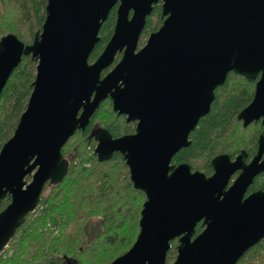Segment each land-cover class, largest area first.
<instances>
[{"label": "water", "instance_id": "1", "mask_svg": "<svg viewBox=\"0 0 264 264\" xmlns=\"http://www.w3.org/2000/svg\"><path fill=\"white\" fill-rule=\"evenodd\" d=\"M161 2L164 24L139 49L147 18ZM116 6L113 36L90 63ZM24 57L37 63V73L27 109L0 152V206L11 198L0 212V252L38 210L47 184L64 180L70 161L63 148L107 99L137 129L120 138L95 131L94 154L100 162L121 154L134 188L146 195L135 244L111 264H167L175 240L173 264H237L264 239V193L245 199L264 171L263 139L250 165L222 156L212 177L188 164L171 166L192 145L191 134L232 72L250 82L260 78L238 120L245 128L264 125V0H47L32 44L14 34L0 40V98ZM237 170L242 174L226 192ZM201 222L204 231L195 237Z\"/></svg>", "mask_w": 264, "mask_h": 264}, {"label": "trees", "instance_id": "2", "mask_svg": "<svg viewBox=\"0 0 264 264\" xmlns=\"http://www.w3.org/2000/svg\"><path fill=\"white\" fill-rule=\"evenodd\" d=\"M46 7L47 0H0V40L14 34L25 44H32L36 35L42 32ZM116 21L117 7L102 26L101 40L90 57V63L100 57L111 40ZM162 23L161 8L157 6L147 19L141 47L151 34L160 30ZM120 59V56L116 58L110 70ZM36 73L37 63L24 57L3 90L0 98V152L14 135L27 109ZM253 97L254 84L231 73L226 83L216 90L211 112L201 119L191 134L192 145L177 154L174 161L194 167L195 162L203 159L207 164L204 171L209 173L211 167L206 158L211 159L221 144L229 140V135L239 127L238 115L250 105ZM107 104L112 108L110 100L104 101L89 127L77 131L63 148V155L70 161L66 177L56 186L48 184L45 187L38 210L27 218L10 245L0 252V264H111L135 244L146 195L134 188L129 168L121 155L100 162L94 154L97 141L93 132L100 128L99 117ZM124 128L115 124L102 127L114 138L135 132L131 124L125 123ZM260 132L259 128L254 133L258 135ZM244 143L242 141L243 147ZM122 174L124 179H121ZM48 190L49 194L45 196ZM10 203L11 198L7 197L0 212ZM94 217L101 220L102 230L89 241L86 226ZM197 230V233L201 232L202 227ZM176 258L177 242H174L167 264H173ZM237 264H264V239Z\"/></svg>", "mask_w": 264, "mask_h": 264}, {"label": "flooded vegetation", "instance_id": "3", "mask_svg": "<svg viewBox=\"0 0 264 264\" xmlns=\"http://www.w3.org/2000/svg\"><path fill=\"white\" fill-rule=\"evenodd\" d=\"M159 7V8H161V19H162V21H163V23H162V26H163V24H164V21H165V18L163 17V15H162V2L161 3H159V4H157V5H155L154 6V9H155V7ZM117 7V9H118V6H116ZM115 7V8H116ZM154 9H153V12H154ZM153 12H152V14H153ZM151 14V15H152ZM150 15V16H151ZM149 16V17H150ZM148 17V18H149ZM147 18V19H148ZM161 26V27H162ZM143 35V34H142ZM150 37V36H149ZM149 37L146 39V41H148V39H149ZM141 39H142V36H141V38H140V42H141ZM140 42H139V49H141V48H143L144 46H140ZM147 43V42H146ZM118 56H120L121 58H122V55L121 54H118L117 55V57ZM121 60V59H120ZM109 70V72L106 74V75H103L104 74V72H106V71H108ZM108 70H106V71H104L103 72V74H102V78H104V77H106L112 70H110V69H108ZM232 73H234V72H232ZM231 74V73H230ZM229 74V75H230ZM234 74H236V73H234ZM236 75H238V74H236ZM238 76H241V75H238ZM242 78H244L243 76H241ZM245 80H247L246 78H244ZM259 79L260 78H258L255 82H250V81H248L249 83H252V84H254V95H255V91H256V85H257V82L259 81ZM253 99H254V97H253ZM107 100H110L111 101V104H112V109H113V103H112V100L111 99H107ZM106 101V100H105ZM253 101V100H252ZM252 103V102H251ZM250 103V104H251ZM102 105V104H101ZM248 107V106H247ZM246 107V108H247ZM245 108V109H246ZM113 112H114V110H113ZM115 113V112H114ZM241 113V112H240ZM116 114V117H118V118H120L121 120H123L124 121V123H127V124H131L132 125V127L133 128H135V132H132V133H125V134H123L121 137H123V136H127V135H133V134H135L136 133V129H137V122H127V116H123V115H118L117 113H115ZM239 116V115H238ZM237 121L239 122V124H241L242 125V127L244 128V129H248V128H250V127H252L253 125H259V128H260V133L258 134V135H256L255 133H253L251 136H250V138H249V143H248V147H243V148H238L237 150H233V151H230L229 152V147H230V145H229V147L227 146V149H222V148H224L225 146H223V143L221 144V147H220V149H218V152L219 153H217V154H215L214 156H212L211 157V159H207L206 158V162L208 163V164H210V167H211V169L209 170V173L205 170L204 171V167H199V169H196L195 168V164H194V167L191 165V164H189V163H186V162H181V163H176L175 161H174V159H175V157L177 156V154H179L182 150H184V149H182L180 152H178L174 157H173V159H172V163H171V166H175V167H179L180 165H183V164H188V165H190L191 166V170H192V172L193 173H195V172H200V173H203V174H205L207 177H212V176H214L215 174H216V169H215V167H214V165H213V162L217 159V158H219V157H222V156H227V158H228V164H229V162L231 163V164H234V163H236L237 161H238V159L240 158L241 159V161H244V163L246 164V165H250L252 162H253V160L257 157V155H258V153H259V149H260V141H261V139H263L264 140V125H263V123H262V121L263 120H260V121H258V122H255V123H253V124H251L250 126H248L247 128H245L244 127V125H243V122L242 121H239L238 120V117H237ZM89 127V126H88ZM87 127V128H88ZM97 130H99V128H97ZM97 130H94V132L95 131H97ZM93 132V133H94ZM230 136V135H229ZM191 137V136H190ZM120 138V137H119ZM191 140V139H190ZM192 142V141H191ZM247 143H245V145H246ZM251 147V148H250ZM250 148V149H249ZM117 154H119V153H117ZM117 154H115V155H117ZM114 155V156H115ZM119 155H121V154H119ZM122 156V155H121ZM262 157H261V159H260V161H259V163L260 164H262L263 162H264V152H263V155H261ZM123 157V156H122ZM124 159V158H123ZM125 161V160H124ZM126 163V162H125ZM196 163V162H195ZM205 165H207V164H205V160H204V166ZM126 166H127V164H126ZM128 167V166H127ZM129 168V167H128ZM130 171V170H129ZM228 172H229V168H228ZM242 174V170H237V171H235V173H233L232 175H231V177H230V180L228 181V185H227V187H226V192H229V189L234 185V183L238 180V178L240 177V175ZM130 179H131V177H130ZM132 182V181H131ZM48 185V184H47ZM259 192H261V193H264V171H262V172H259L256 176H254V178H253V181H252V183L249 185V187L247 188V191H246V193H245V199H247V198H249L251 195H253V194H255V193H259ZM202 227V231L201 232H199V233H197V228L198 227ZM204 231V228H203V225H202V222L201 223H199L198 224V226L196 227V234H195V237H197L198 235H200L202 232ZM194 237V238H195ZM174 242H177V246L179 245V243H178V240H175V241H173L172 242V246H173V243Z\"/></svg>", "mask_w": 264, "mask_h": 264}, {"label": "rangeland", "instance_id": "4", "mask_svg": "<svg viewBox=\"0 0 264 264\" xmlns=\"http://www.w3.org/2000/svg\"><path fill=\"white\" fill-rule=\"evenodd\" d=\"M147 41L144 42V45ZM141 43V42H140ZM113 109L107 104L103 113L99 117L98 124L101 125L99 129H102L104 126H109L112 124L118 125L119 127H125V123L120 118L116 117L114 113L112 112ZM126 129V128H124ZM123 129V132L125 131ZM259 130V127L252 126L248 129H244L241 124H239V127H236L233 131V133L230 134L229 140L223 143V146H229V152L233 150H237L238 148H243L242 141H245L247 143L244 146L248 147L249 138L250 136L255 132ZM227 147H224L222 149H225ZM219 153V152H218ZM199 167H204V160L201 159L198 162L195 163V168L199 169ZM121 179H124V175H121ZM49 194V190L45 193V196ZM144 205V204H143ZM102 230L101 226V220L98 217H94L86 226V234L88 236L89 241H91L96 235H98Z\"/></svg>", "mask_w": 264, "mask_h": 264}]
</instances>
